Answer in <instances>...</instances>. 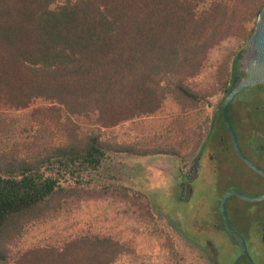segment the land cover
Segmentation results:
<instances>
[{"label":"trees","instance_id":"obj_1","mask_svg":"<svg viewBox=\"0 0 264 264\" xmlns=\"http://www.w3.org/2000/svg\"><path fill=\"white\" fill-rule=\"evenodd\" d=\"M263 6L264 0H0V108L25 110L39 99L54 104L34 111L40 115L31 144L0 153V264H113L124 254L121 243L98 235L30 249L13 261L7 246L29 222L107 187L109 153L125 150L99 133L82 134L83 122L114 127L158 113L169 98L199 104L206 95L188 81L222 42L250 38Z\"/></svg>","mask_w":264,"mask_h":264},{"label":"rangeland","instance_id":"obj_2","mask_svg":"<svg viewBox=\"0 0 264 264\" xmlns=\"http://www.w3.org/2000/svg\"><path fill=\"white\" fill-rule=\"evenodd\" d=\"M256 23L254 19L250 27L255 29ZM248 39L234 37L222 42L213 49L200 75L188 81L189 87L206 95L199 104L187 106L169 98L158 113L114 127L83 122L82 134L99 133L108 144L125 150L109 153L103 178L107 187L91 196L80 193L61 209L26 224L22 234L7 246L11 261L30 249L61 248L73 239L98 235L111 237L126 247L113 264H213L190 235L188 221L197 211L186 214L187 205L177 200L175 177L206 139L225 98L222 84L229 79L233 60ZM52 105L47 99H39L25 110L0 108V153L12 146L25 148L31 144L37 134L34 119L40 115L34 116V111ZM45 137L41 144L50 141V134ZM229 157L233 177L245 184L242 179L250 169ZM204 159L208 160L206 153ZM258 204L264 207V201H236L232 208L229 202L231 220L247 228L246 211ZM236 252L233 248L232 254ZM254 252L251 250L252 258L259 259V252Z\"/></svg>","mask_w":264,"mask_h":264},{"label":"flooded vegetation","instance_id":"obj_3","mask_svg":"<svg viewBox=\"0 0 264 264\" xmlns=\"http://www.w3.org/2000/svg\"><path fill=\"white\" fill-rule=\"evenodd\" d=\"M247 49L243 50L233 60L226 96L238 84L246 71L242 68L240 58L244 57ZM249 73H247V76ZM264 84L249 86L238 93L230 106V119L244 154L261 170L264 171ZM255 102L257 105H253ZM236 107L238 110L236 111ZM244 112H247L243 115ZM236 128V129H235ZM208 160L205 161L204 155ZM224 156H228L226 159ZM229 156L238 159L250 169L249 174L238 181L232 175V163ZM175 187L178 191L177 200L188 207L186 214H197L190 218L188 226L192 228L190 235L197 245L203 247L211 257L213 264H251L246 255L241 257V246L228 231L220 212V204L231 190H237L247 196L264 194V176L246 164L235 152L232 139L224 127L221 107L219 113L208 130V135L198 153L188 166L181 167L175 177ZM244 200L232 195L226 204L230 223L234 230L245 240L247 250L259 252V259L252 258L255 264H264V207H253L246 211L247 228L237 226L230 217L228 204ZM264 201V200H260ZM259 202V201H249ZM231 212V211H230ZM186 217V216H185ZM221 220L222 224L219 223ZM249 230H252L250 233ZM235 245V246H234ZM233 248L237 249L232 254ZM254 252V253H255Z\"/></svg>","mask_w":264,"mask_h":264},{"label":"water","instance_id":"obj_4","mask_svg":"<svg viewBox=\"0 0 264 264\" xmlns=\"http://www.w3.org/2000/svg\"><path fill=\"white\" fill-rule=\"evenodd\" d=\"M245 48L247 52L244 57L240 58V63L242 68L246 71V74L243 76L241 81L236 84L232 90L228 92L225 96L222 104H221V112H222V121L225 129L230 135L233 146L236 154L251 168L259 172L264 176V171L257 167L242 151L237 134L233 128L231 119H230V106L234 101L236 95L240 93L243 89L249 86H256L264 84V6L262 11L257 19L256 27L254 29L253 34L245 43ZM247 73L249 75L247 76ZM236 195L244 200L248 201H260L264 200V194L261 196H247L237 190H231L225 194L220 204V212L223 217L224 223L230 232V234L237 239L241 246V257L246 255L251 264H255L252 260L251 256L248 253L246 242L244 238L234 230L232 227L228 213H227V201L232 196Z\"/></svg>","mask_w":264,"mask_h":264}]
</instances>
